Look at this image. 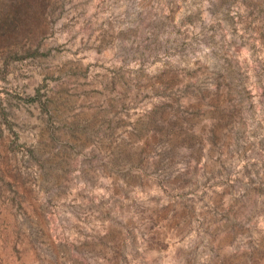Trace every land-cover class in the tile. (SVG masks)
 <instances>
[{
    "label": "rangeland",
    "instance_id": "obj_1",
    "mask_svg": "<svg viewBox=\"0 0 264 264\" xmlns=\"http://www.w3.org/2000/svg\"><path fill=\"white\" fill-rule=\"evenodd\" d=\"M0 264H264V0H0Z\"/></svg>",
    "mask_w": 264,
    "mask_h": 264
}]
</instances>
